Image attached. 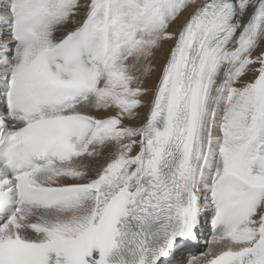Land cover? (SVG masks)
<instances>
[{"label":"snow or ice","instance_id":"1","mask_svg":"<svg viewBox=\"0 0 264 264\" xmlns=\"http://www.w3.org/2000/svg\"><path fill=\"white\" fill-rule=\"evenodd\" d=\"M0 264H264V0H0Z\"/></svg>","mask_w":264,"mask_h":264},{"label":"bare ground","instance_id":"2","mask_svg":"<svg viewBox=\"0 0 264 264\" xmlns=\"http://www.w3.org/2000/svg\"><path fill=\"white\" fill-rule=\"evenodd\" d=\"M193 11L192 8H189L180 18L179 22L177 24H175L173 26V30H178L180 25L183 23V21L188 17L189 13H191ZM74 26L73 25H69L68 26V30H71ZM59 35V34H58ZM170 47V45L166 44L165 45V49L163 52H158L157 56L154 60V71L152 72V74L150 75V77L147 80V83L149 86H152L156 83L158 77H159V69L162 68L166 58H167V49ZM146 111V109L144 110ZM103 159L100 160V163H103Z\"/></svg>","mask_w":264,"mask_h":264}]
</instances>
